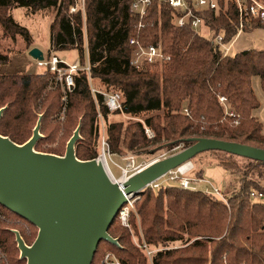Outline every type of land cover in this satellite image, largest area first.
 Segmentation results:
<instances>
[{
    "label": "trees",
    "instance_id": "obj_1",
    "mask_svg": "<svg viewBox=\"0 0 264 264\" xmlns=\"http://www.w3.org/2000/svg\"><path fill=\"white\" fill-rule=\"evenodd\" d=\"M257 1L264 5V0ZM73 3L0 0L3 37H21L30 47L28 30L15 22L11 11L23 8L37 13L53 9L56 15L50 26L51 51H75L84 64L80 66L91 68L90 73L79 70L74 74L71 92L56 85L50 73L0 74V110L6 108L0 119V135L23 145L32 137L40 117L41 134L56 130L49 119L58 117L65 108L64 131L81 124L82 141L76 145V155L82 161L100 155L99 113L111 152L122 157L128 152L142 156L179 146L185 149L195 138L264 150L263 125L254 115L260 103L252 84L258 77L264 90V51L249 50L231 57L216 42L222 36L223 45L230 48L240 34L241 19L234 4L219 1L218 9L197 13L202 24L194 30L190 26L180 28L176 12L159 0H153L143 19L131 12L132 0H87L85 16L70 14ZM258 29H264L263 19L245 22L244 30ZM135 38L145 48L158 47L170 60L162 67L135 68L131 55L136 47L130 44ZM86 54L88 64L84 61ZM9 61L7 54L0 53V66ZM92 87L99 92L119 93L123 112L111 113L100 93L96 94V104ZM222 97L227 100V108L220 104ZM120 114L147 117L143 123L125 125L113 119ZM146 128L154 132L152 139L146 136ZM43 139L38 141L36 151L59 156L57 149L42 148ZM210 153L224 155L217 164L229 175L239 176V185L229 188L230 196L220 190L228 203L198 190L147 188L135 203L143 230L138 242L132 241V229L138 231L132 212L130 228L115 222L109 229L119 246L102 242L93 264H264V185L260 183L264 164L245 159L247 164L241 165L227 153ZM191 176L203 180L200 169ZM9 215L29 224L30 231L18 224H6ZM36 230L0 205V264H26L15 256L19 250L13 231H18L29 245Z\"/></svg>",
    "mask_w": 264,
    "mask_h": 264
},
{
    "label": "water",
    "instance_id": "obj_2",
    "mask_svg": "<svg viewBox=\"0 0 264 264\" xmlns=\"http://www.w3.org/2000/svg\"><path fill=\"white\" fill-rule=\"evenodd\" d=\"M29 56L42 61L33 48ZM6 108L0 110V119ZM41 117L28 142L18 145L0 135V205L38 229L29 246L13 231L26 264H93L102 242L119 246L109 234L128 196L144 189L170 171L202 153L216 151L264 164V150L215 139H190L192 145L149 164L123 184L113 182L101 160L77 158L81 124L69 140L64 156L36 151Z\"/></svg>",
    "mask_w": 264,
    "mask_h": 264
},
{
    "label": "rangeland",
    "instance_id": "obj_3",
    "mask_svg": "<svg viewBox=\"0 0 264 264\" xmlns=\"http://www.w3.org/2000/svg\"><path fill=\"white\" fill-rule=\"evenodd\" d=\"M11 14L15 20L16 23L19 25L25 27L28 32L29 36L31 38V45L30 47L26 45L25 41L21 37H17L15 40H11L9 38H5L2 36L0 38V53L7 54L9 56V62L6 65L0 66V74H44L47 73L45 68L38 67L36 64V61L32 59L29 56V52L33 48L39 49L42 53L43 56L46 59H49L50 56L55 55L58 56L59 58L63 59L69 64H74L78 63L81 66L84 65L81 63V60L78 56V53L75 51H51L50 48V26L54 20V17L56 15V11L51 9L48 11H40L37 13H32L26 9L23 8H16L11 11ZM204 35L210 36L209 33L206 34V32H203ZM84 36L86 38V43L85 47H87V28H86V23L84 22ZM229 45V44H228ZM230 51L229 54L231 57H234L241 52L244 51H249V50H257V51H264V29H258V30H244L242 33H240L237 38L230 44ZM85 63H87V54L84 58ZM88 64V63H87ZM253 88L255 91V96L257 100L260 103V108L255 112L256 118L261 122L263 125V131H264V90L261 86L260 79L258 77L253 78L252 81ZM51 86L53 88H57V86L51 82ZM56 86V87H55ZM66 114L67 110L63 108L61 113L54 118L49 119V123L52 126L56 127V130L50 131L47 134L42 136L44 137L42 141V148L44 150H50V149H57L59 150V156H64L66 152V147L69 142V140L72 138L74 132L76 131V128L69 130L67 133L64 131V123L66 120ZM152 116V115H149ZM145 117L147 116H140V117H130L124 114H120L118 116L113 117V119L117 121H122L125 123V125L128 124H134L136 122H144ZM80 121V120H79ZM100 127H99V139H98V144H99V151H100V141L103 136L104 132V121L100 119ZM150 130L152 133L151 137H148L146 134V130ZM33 132V131H32ZM145 134L149 139H152L154 137V132L146 128L145 129ZM33 135V133H32ZM82 141V140H81ZM184 148L182 146L173 148L171 150L167 149H161L157 151L153 155H142V156H135L133 154L135 153H127L125 155L128 156H134L135 160L139 164H143L144 167L148 166L149 164L158 161V160H163L165 158H168L170 156H173L174 154H177L181 152ZM220 156H224L220 153H202L197 158L193 159L192 165L195 166L194 171L197 169L202 170L203 172V180H199L195 177L194 180L195 182L192 184L196 188V190L211 194L215 189L221 190L222 192L228 194V196L231 195L232 191L229 190V188L237 187L239 176L235 175H229V173L220 167L217 163L219 162L218 158ZM116 158L118 162L124 163L125 161L122 160L125 157L119 156L116 153ZM234 160L239 162V164L244 165L247 164V160L243 158H239L234 156ZM124 161V162H123ZM126 163V162H125ZM190 163L188 166H192ZM110 167L113 171V173L116 176H119L120 172L119 170L114 167L112 164H110ZM262 185H264V179L260 181ZM158 186L164 185V186H169L173 188H180L179 183H167L166 179L159 180ZM139 199V198H138ZM137 199V200H138ZM228 203V200H226ZM166 203V202H165ZM133 218L134 222L138 227V231L135 232L132 229V241L133 242H138V236H142V227H141V219L138 214V211L134 205V210H133ZM10 218V219H9ZM9 218L5 220V223L8 225H20V228L25 229L26 231H30L31 227L29 224L23 222L20 219H17L14 216H10ZM115 223V221H114ZM138 233V234H137ZM38 236V230H36V236L34 240L29 244L31 246L36 238ZM195 240H193L190 243H193ZM180 245V244H178ZM17 248V245H16ZM19 252V251H18ZM1 255V253H0ZM3 256V255H2ZM15 256L20 258V252L19 254H16ZM4 258V257H3ZM95 259V258H94Z\"/></svg>",
    "mask_w": 264,
    "mask_h": 264
},
{
    "label": "built area",
    "instance_id": "obj_4",
    "mask_svg": "<svg viewBox=\"0 0 264 264\" xmlns=\"http://www.w3.org/2000/svg\"><path fill=\"white\" fill-rule=\"evenodd\" d=\"M87 0H74L73 5L70 7V14L75 15L78 13H82L85 16V3ZM160 3L168 5L171 9H173L177 14V25L180 28L190 26L194 30H198L202 24L201 18L197 15V13H201L205 10H216L219 7V1H223L225 4H234L238 10L241 19L240 23V33L245 29V22L248 19L258 18L264 20V5L257 0H159ZM153 0H132L131 4V12L135 15H138L140 19H143L147 13L148 9L151 7ZM142 25H140V28ZM216 42L221 44L225 50V54L227 55L230 51L229 47H225L223 45V37L219 36L216 39ZM130 44L135 46V50L131 55V64L137 69L143 68L145 65L152 66H160L162 67L166 62L170 60L169 57L165 56L158 47H149L145 48L141 45L138 39H132ZM38 67L45 68L47 73H50L53 76V80L56 85L62 87L66 92H71L75 86L74 82V74L79 70H85L87 73H90V66L82 68L80 64L74 63L69 64L58 56L52 55L49 59H44L42 61L35 60ZM91 92L94 96L95 103L97 104L96 94L100 93L103 95L104 102L111 113L123 112V104L122 97L119 93H104L99 92L93 87L91 88ZM65 100V99H64ZM222 107H226L227 100L225 98L219 99ZM187 112V111H186ZM230 116H234L233 113L229 114ZM99 118L103 120L102 115L99 113ZM236 123H238L236 121ZM105 129V124H104ZM106 132V130H104ZM146 134L148 137L152 136L150 130H146ZM100 155L96 158L97 160H101L105 167V170L110 177V179L118 184H123L127 180H129L135 174L141 172L146 167L143 164H139L136 162L134 156H128L123 158L122 162H118L116 158V154L111 152L110 144L106 138L105 133L103 134L100 141ZM192 165V161H189L180 167L176 168L173 171H170L166 175L159 178L157 181L152 183L147 188H152L154 190H158L164 185L158 186L159 180L166 179L167 183H179L180 187L186 190H196L192 184L195 182L194 178L191 176L195 167L188 166V164ZM112 164L116 167L120 174L116 176L111 167ZM202 181V180H201ZM214 196L220 198L221 200L226 202L225 197L221 193L220 190L215 189L211 193ZM140 195V194H139ZM138 196H128L127 202L119 209L117 216L115 218V222H118L123 227L130 228V217L134 210V205L139 198ZM151 255V252H149ZM110 256L107 255L105 261L108 262ZM118 264V263H116Z\"/></svg>",
    "mask_w": 264,
    "mask_h": 264
},
{
    "label": "crops",
    "instance_id": "obj_5",
    "mask_svg": "<svg viewBox=\"0 0 264 264\" xmlns=\"http://www.w3.org/2000/svg\"><path fill=\"white\" fill-rule=\"evenodd\" d=\"M242 33V32H241Z\"/></svg>",
    "mask_w": 264,
    "mask_h": 264
}]
</instances>
